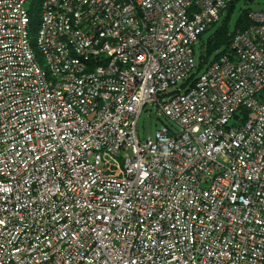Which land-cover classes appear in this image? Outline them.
<instances>
[{
	"label": "built area",
	"instance_id": "2783aa9c",
	"mask_svg": "<svg viewBox=\"0 0 264 264\" xmlns=\"http://www.w3.org/2000/svg\"><path fill=\"white\" fill-rule=\"evenodd\" d=\"M233 1L42 0L32 37L0 0V264H264V6L205 52Z\"/></svg>",
	"mask_w": 264,
	"mask_h": 264
},
{
	"label": "trees",
	"instance_id": "16d2710c",
	"mask_svg": "<svg viewBox=\"0 0 264 264\" xmlns=\"http://www.w3.org/2000/svg\"><path fill=\"white\" fill-rule=\"evenodd\" d=\"M42 1V0H41ZM41 1L30 0V30H32V25L37 23L38 12L35 13L34 8L37 6L39 8ZM247 3H252L254 0H246ZM236 0H234L226 10V15L222 19L221 23L215 28V30L206 38V56H210L214 52H225L230 45L232 35L236 29L246 28L251 22L248 19L249 8H244L236 19L234 20L233 31H230L232 14L234 11Z\"/></svg>",
	"mask_w": 264,
	"mask_h": 264
},
{
	"label": "rangeland",
	"instance_id": "374dc122",
	"mask_svg": "<svg viewBox=\"0 0 264 264\" xmlns=\"http://www.w3.org/2000/svg\"><path fill=\"white\" fill-rule=\"evenodd\" d=\"M41 1V0H39ZM246 6H248V3H246V0H240L234 7V11L232 14V21L236 19L238 14L240 13L241 9H244ZM264 6V0H254V4L251 5L252 9H260L261 7ZM35 13L38 12V7L35 6L34 10ZM38 24H33L32 25V37L34 36V33L36 32ZM209 31L204 36H207ZM206 38V37H203ZM198 48V44H195V49ZM159 122L156 118V116L153 113H145L143 112L138 121H137V130H138V135L140 139H143L147 137L148 135H152L154 129L158 126ZM110 162L113 163L114 165H121L122 160L118 158H113L110 159Z\"/></svg>",
	"mask_w": 264,
	"mask_h": 264
},
{
	"label": "clouds",
	"instance_id": "9594fccd",
	"mask_svg": "<svg viewBox=\"0 0 264 264\" xmlns=\"http://www.w3.org/2000/svg\"><path fill=\"white\" fill-rule=\"evenodd\" d=\"M250 4H251V3H249V5H250ZM242 10H243V9H242ZM242 10H241V11H242Z\"/></svg>",
	"mask_w": 264,
	"mask_h": 264
}]
</instances>
